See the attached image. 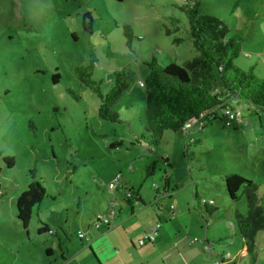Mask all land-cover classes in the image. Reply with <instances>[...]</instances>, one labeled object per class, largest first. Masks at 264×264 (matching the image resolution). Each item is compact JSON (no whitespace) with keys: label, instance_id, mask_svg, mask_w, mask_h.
I'll use <instances>...</instances> for the list:
<instances>
[{"label":"rangeland","instance_id":"1","mask_svg":"<svg viewBox=\"0 0 264 264\" xmlns=\"http://www.w3.org/2000/svg\"><path fill=\"white\" fill-rule=\"evenodd\" d=\"M199 2L202 13L227 24L229 38L243 40V50L235 64L245 71L255 66L257 76L264 78V0ZM184 3L185 0H0V150L3 157L16 162L13 169L5 172L12 174L4 183L9 189L7 201L10 205L17 201V191L9 187L13 177L23 189L34 178L48 194L41 209L35 211L29 232L22 227L16 229L6 217L13 226L9 235L13 242L9 245L16 254L21 253L20 264H42L47 254L41 242H58L56 236L39 237V226L45 230L49 225L61 235L64 226L73 248L82 249L77 232L89 225L96 228L91 219L100 213L102 205L108 212L106 196L123 193L121 185L113 193L109 189L120 175L123 181L128 179L140 187L146 181L142 179L145 166L159 162L156 174L147 179L143 188L153 190L162 184L160 167L164 164L156 154L159 146L150 147L148 138H141L147 131L146 92L140 83L149 74L146 63L153 59L161 67L173 63L185 66L197 55L188 20L179 9ZM87 14L92 16L89 31L84 26ZM172 17L181 21L180 31L168 36ZM125 27L131 29L130 45ZM176 39L182 42L175 44ZM246 53L251 57H245ZM91 61L96 63L94 80L102 82L105 94L116 72L125 71L133 78L129 91L114 107L122 123L100 118L98 96L77 77L75 69ZM56 74H60L57 84L53 82ZM233 107L241 112L240 128L226 129L213 120L203 132L193 129L191 137L196 142H189L188 159L185 158L199 193L210 204L209 200L214 199L219 208L224 204L226 174L242 175L259 185L260 195L264 191V114H257L243 102ZM174 136L166 132L160 143L165 148ZM114 143L120 146L111 147ZM234 206L247 214L245 200ZM115 208L119 211L118 205ZM13 217L18 220L17 215ZM39 220L47 225H39ZM215 224L210 226L212 230L216 232L215 226L222 230V225ZM213 243L215 248L220 246ZM256 254L253 264H264V232L256 238ZM245 257L250 258L247 254ZM57 260V264L63 263L61 258Z\"/></svg>","mask_w":264,"mask_h":264},{"label":"trees","instance_id":"2","mask_svg":"<svg viewBox=\"0 0 264 264\" xmlns=\"http://www.w3.org/2000/svg\"><path fill=\"white\" fill-rule=\"evenodd\" d=\"M179 9L188 20L197 55L185 66L173 63L161 67L156 59L146 63L149 74L143 83L146 92L147 133L142 134L141 138L143 140L148 138L150 147H158L166 132H183L184 125L188 122L209 124L217 119L224 128L238 130L239 123H234L231 127L225 126L226 116L221 115L219 110L224 105L232 106L243 102L257 114L261 116L264 114V78L257 76L255 66L245 71L235 64V60L243 50V40L229 38L227 24L217 17L202 13L199 0H185ZM169 21L171 28H167V35L179 33L181 21L175 17L170 18ZM84 26L86 31L91 30L90 14L85 15ZM125 35L130 45L132 41L130 27H125ZM181 42L180 39L175 40V44ZM75 71L80 82L98 96L100 118L112 123H122L114 107L133 84L131 75L125 71L116 72L111 89L105 94L102 90V82L94 80L95 61H91L87 66L77 67ZM59 79L60 74H56L53 82L57 84ZM213 111H215L214 118H206V115ZM110 146L118 147L120 144L114 143ZM149 150L152 151L151 148ZM0 160H2L0 164V199H2L5 196L2 191V175L6 170L13 169L16 162L14 158L3 157L1 150ZM154 167L153 164L148 168V175H152ZM32 174L35 175L36 170H33ZM224 180L225 194L229 202L233 204L242 200L246 202L247 214L244 215L236 210L234 220L247 253L255 260L256 238L264 232V191L260 195L259 185L239 174H226ZM47 196L44 187L34 178L28 188L18 196L17 219L24 229L30 227L35 218V211ZM136 198V194H132V199ZM38 232L42 234L43 230L40 229Z\"/></svg>","mask_w":264,"mask_h":264},{"label":"crops","instance_id":"3","mask_svg":"<svg viewBox=\"0 0 264 264\" xmlns=\"http://www.w3.org/2000/svg\"><path fill=\"white\" fill-rule=\"evenodd\" d=\"M216 121L219 122L217 119ZM193 132L192 130L174 133V140L167 141L168 146L165 148L160 143V152L156 153L158 160L164 164L160 167L163 176L160 187L155 186L153 190L149 189V186L148 189L143 188L147 179L156 174L159 162L158 164L154 162L152 175L147 174L150 166H145L146 170L142 174V179L146 181L140 187L128 179L123 181L121 175L118 177L123 193L119 196L115 195L119 211L113 220V225L110 229L105 227L97 229L89 225L87 229L79 230L84 231L90 238L89 242L78 238L83 246L82 249L73 248L64 226L61 228L64 235H61V231L39 220V225L45 224L48 227L43 230L42 234L38 232V236H56L58 240L56 243L54 238H52L54 240L41 242L47 254L42 264H57L59 258L63 261L62 264H216L218 261L224 264H249L250 261L253 264L254 260L247 253L243 239L235 225L234 204L229 202L227 195L224 194L222 208H219L214 199L209 200L215 202L214 208L207 198L199 193L198 185L194 183L190 167L186 164L188 160L185 161L186 156L188 159L189 142H196L195 138L191 137ZM11 175V173H4L1 179L5 196L0 199V207H2L0 211L2 232L0 234V264H20L21 253L16 254L14 247L9 245L13 242L9 238L13 226L6 220L8 217L16 229L23 228L22 223L13 217L17 215L16 203L10 205L7 201L9 189H6L7 184L4 183ZM11 180L9 187L17 191L15 194L18 198L26 188L23 189L24 186H20L21 184L14 177ZM126 189L136 194L137 198L135 200L131 198L128 201L123 197ZM110 200L111 195L106 196L109 208ZM42 205L38 208L39 210ZM171 206H174L173 210ZM202 208H204L203 211ZM100 210L96 216L107 213L103 205L100 206ZM224 222L228 224L225 226ZM212 223L222 225V230L216 226V232L212 230L213 227L210 228ZM158 224L160 229L156 240L141 247L139 242ZM23 230L26 229L23 228ZM50 231L53 232L52 235L49 234ZM214 241L220 244L218 248L221 251L215 248ZM49 243L50 245H47ZM208 247L210 251L206 249ZM245 254L250 258H246ZM227 256H231V260H227Z\"/></svg>","mask_w":264,"mask_h":264},{"label":"built area","instance_id":"4","mask_svg":"<svg viewBox=\"0 0 264 264\" xmlns=\"http://www.w3.org/2000/svg\"><path fill=\"white\" fill-rule=\"evenodd\" d=\"M245 57L250 58L251 56L249 54H245ZM264 63V60H263ZM141 88H144L145 85L143 82L140 83ZM220 114L226 116V121H225V126L231 127L234 123H239L240 124V119H241V112L235 110L233 105H224L220 109ZM215 111L209 113L206 115V118H214ZM208 123H199V122H188L184 125L183 132H190L193 129L197 130V132H203L205 130V126H207ZM120 183V179H115L109 184V189L113 193L117 191L118 185ZM132 191L131 190H125L124 191V196L126 199H131L132 198ZM206 203V202H205ZM116 197L111 195V200H110V208L107 212V215H98L94 218V223L95 227L97 229H100L101 227H105L107 229H110L111 226L113 225V220L117 216V210H116ZM215 204L214 201H211V205ZM174 209V206H171V210ZM160 229V225L158 224L150 233H148L140 242V246L143 247L148 243H153L156 240V237L158 236V232ZM50 234H53L52 231H50ZM78 238L81 239L82 241L89 242L90 238L86 235L84 231H79L78 232ZM208 251H210V248H206ZM227 260H231V256H227ZM216 264H224L222 261H218Z\"/></svg>","mask_w":264,"mask_h":264}]
</instances>
